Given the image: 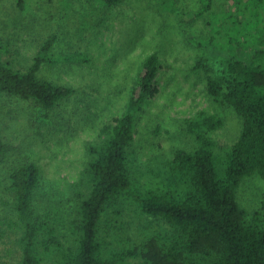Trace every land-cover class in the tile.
<instances>
[{
  "label": "trees",
  "instance_id": "1",
  "mask_svg": "<svg viewBox=\"0 0 264 264\" xmlns=\"http://www.w3.org/2000/svg\"><path fill=\"white\" fill-rule=\"evenodd\" d=\"M27 1L18 0V6L26 9ZM129 1L85 3L98 16ZM134 1L141 7L142 0ZM157 1L162 12L183 22L204 20L210 34L192 39L205 53L196 68L205 67L209 56L222 64L221 76H208L207 91L241 120L239 138L221 146L211 132L224 125L223 117L200 111L180 120L190 145L175 148L161 167L145 172L134 144L140 114L158 92L160 69L159 54L147 55L122 114L84 143L86 167L69 183L74 207L67 229L60 208L42 210L39 203L40 165L25 158L10 168L7 191L15 218H0V249L15 234L18 264H264V213L250 214L238 199L244 179L264 180V0H199L197 10L183 15L177 13L181 0ZM56 40L51 34L22 70L4 60L10 48L0 37V93L32 102L46 116L74 96V85L42 76L43 65L92 58L82 51L56 53ZM13 148L0 136V165Z\"/></svg>",
  "mask_w": 264,
  "mask_h": 264
},
{
  "label": "rangeland",
  "instance_id": "2",
  "mask_svg": "<svg viewBox=\"0 0 264 264\" xmlns=\"http://www.w3.org/2000/svg\"><path fill=\"white\" fill-rule=\"evenodd\" d=\"M85 2L28 0L22 10L18 0H0V37L10 48L5 61L26 69L51 34L57 35L56 53L82 51L92 58L85 64L43 65L42 76L77 88L49 116L30 101L0 93V136L14 147L0 165V218H15L7 178L13 165L29 158L43 170V189L37 194L42 210L60 208L62 224L69 227L68 213L74 207L69 183L86 167L84 143L95 138L105 122L122 114L139 66L153 52L160 57L154 82L158 92L148 98L140 114L134 144L140 167L145 172L158 169L175 148L188 147L192 140L181 130L180 120L200 111L223 117L224 125L211 132L221 146L229 147L239 138L241 120L232 108L213 102L207 91L208 76H221L222 64L209 56L205 67L196 68L205 53L192 39L210 34L203 19L183 22L181 16L162 12L157 0H142L141 7L130 0L98 16L87 10ZM199 7V0H181L177 13ZM238 199L250 214L264 213V180L244 179ZM16 239L11 233L1 245L0 264L19 263Z\"/></svg>",
  "mask_w": 264,
  "mask_h": 264
}]
</instances>
